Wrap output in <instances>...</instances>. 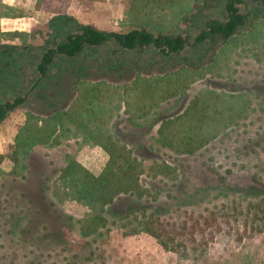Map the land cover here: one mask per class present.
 <instances>
[{"label":"rangeland","instance_id":"374dc122","mask_svg":"<svg viewBox=\"0 0 264 264\" xmlns=\"http://www.w3.org/2000/svg\"><path fill=\"white\" fill-rule=\"evenodd\" d=\"M58 1L37 4L50 13L62 6ZM77 1L74 17L43 16L40 30L1 41L2 68L12 73L15 68L7 60L25 59L18 82L12 76L0 78V100L28 95L0 122V155L13 144L26 113L48 117L64 112L76 97L78 82L94 84L111 134L146 170L141 178L144 195L141 201L129 196L116 199L105 208L108 233L83 238L80 222L91 210L67 194L60 171L71 157L97 176L107 155L100 147L83 143L81 134L70 126L60 145L35 146L17 166L7 159L0 161V264H264V6L248 1L242 9L248 14L244 27L227 40L216 37L194 46L207 20L224 19L226 0H181L183 12L187 11L182 17L180 9L147 8L148 0H136L137 9L130 0ZM0 5V14L18 16ZM166 12L173 21L168 17L165 25L190 36V46L181 53L127 51L110 43L70 59L58 55L31 92L39 78L35 68L40 56L77 25L97 24L123 33L136 19L149 26L160 23ZM182 69L188 77L195 72L203 77L184 83L183 93L165 100H159L160 91L150 92V98L138 95L137 84L144 87L137 78L165 77ZM194 104L205 111L199 115L203 131L213 139L192 156L161 147L156 141L160 124L190 112ZM154 164H166L175 174L154 175L149 171ZM138 203L172 230L179 242L185 240V246L167 252L145 233L131 235L132 226L121 228L124 223L115 216ZM212 217L216 222H209L197 242L206 241L210 233L214 240L192 247L188 241L192 226L203 229Z\"/></svg>","mask_w":264,"mask_h":264},{"label":"trees","instance_id":"16d2710c","mask_svg":"<svg viewBox=\"0 0 264 264\" xmlns=\"http://www.w3.org/2000/svg\"><path fill=\"white\" fill-rule=\"evenodd\" d=\"M135 1L130 0L133 9L137 7ZM248 1H257L264 6V0H226L223 5L224 19L214 18L207 20L194 38V46L207 40L213 41L216 37L227 40L238 29L244 27L248 14L244 13L242 9L246 7ZM151 5L163 12H165L166 8L172 11L180 9V17L187 13V11L183 12L181 0H148L145 7L152 9ZM2 7L7 11H11L8 7L3 5ZM137 11L135 10L134 12ZM167 14L166 12L162 16L160 23H156L153 26L136 19L123 33L106 32L90 25H77L72 32L67 33L59 42L53 43V47L45 50L40 56L39 63L35 68L39 78L33 82L31 92H34L35 87L47 76L49 66L53 63L54 57L58 55L70 59L81 54L86 49H96L110 43L127 51H146L151 49L163 56L181 53L189 46L190 36L177 33L175 27H167L165 25L167 18H171V23L173 21V16ZM2 17L14 16H10L6 12L0 14V18ZM54 29L60 31L58 27ZM22 36L23 34L18 32H0V43L6 38L14 40L20 39ZM56 38L62 37L57 36ZM23 59H25V56H14L7 60L6 64L15 68L10 73L5 68H2L4 56H0L1 80L12 76L15 82H18V72ZM183 71L184 69L168 74L165 77L137 78V83L144 87L141 88L134 82L135 87L136 84L138 86V95L150 98L155 91H160L162 99L159 100H165L179 92L183 93L185 90L184 83L190 85L203 77V74L195 72V75L189 76V78L188 75H183ZM76 91V97L64 112L48 117H39L32 113H26L24 123L17 129L13 144L6 148L4 154L0 155V161L7 159L14 166H17L35 146L50 148L60 145L61 139L69 132V127H74L81 134L83 143L98 146L106 153L107 161L101 173L95 176L69 157L65 167L60 171L59 180L71 199L87 206L91 210V213L80 222L81 236L83 238L100 237L104 235L102 231L105 233L109 231L106 207L112 206L115 200L121 196H129L141 201L144 195L141 178L146 170L142 162L133 155L132 151L111 134L108 128L109 121L103 120L105 111L98 87L94 84L78 82ZM13 92L14 94L17 93L15 90ZM27 95L28 93L24 97H16L13 101L8 102L0 100V122L4 121L14 109L21 106L25 102ZM189 110L190 112L184 115L163 121L160 124L156 141L161 147L170 149L180 155L192 156L213 139V137H208L203 131L204 122L199 115L204 114L205 111L200 112L201 110L198 109L197 104H194ZM149 171L154 173V175L172 176L175 174V169L166 164H154ZM141 206L142 204L139 203L138 207L131 205L125 214L114 215L117 221L124 223L121 228L132 226L131 235L145 233L154 238L162 249L167 252H177L179 247L185 246V240L179 242L172 230L167 229L166 225L158 217L153 214H147ZM211 221L216 222L214 217L206 219L203 229L192 226L191 231L188 233V241L192 243V247L206 246L209 239L210 241L214 240L215 234L210 233L206 241L197 242L198 236L203 239L204 232L211 225L209 223ZM196 225L198 226L199 224L196 223Z\"/></svg>","mask_w":264,"mask_h":264},{"label":"crops","instance_id":"0c3cea01","mask_svg":"<svg viewBox=\"0 0 264 264\" xmlns=\"http://www.w3.org/2000/svg\"><path fill=\"white\" fill-rule=\"evenodd\" d=\"M37 2L38 0H0V3L10 8L13 13L18 15L14 17H2L0 19V32L31 34L36 29H41L40 20L43 19V16H49L48 19L57 17L59 15L74 17V12H76L79 8V2L77 0H59L58 2H60L62 6L57 11L47 13L46 10H42L40 7H38L39 5ZM106 20L107 19L105 17L104 25H106ZM93 27H96V29L99 28V30L101 29L102 31H106L97 24H95Z\"/></svg>","mask_w":264,"mask_h":264},{"label":"flooded vegetation","instance_id":"af4514ba","mask_svg":"<svg viewBox=\"0 0 264 264\" xmlns=\"http://www.w3.org/2000/svg\"><path fill=\"white\" fill-rule=\"evenodd\" d=\"M188 44H189V42H188ZM104 46V45H103ZM189 46H190V44H189ZM102 47V46H101ZM118 47V46H117ZM96 49H98V48H96ZM123 50V49H122ZM80 55V54H79ZM79 55H77V56H79ZM176 55V54H175ZM76 94H77V91H76Z\"/></svg>","mask_w":264,"mask_h":264}]
</instances>
